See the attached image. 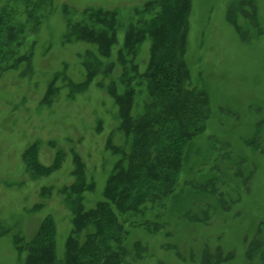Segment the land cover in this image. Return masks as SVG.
Masks as SVG:
<instances>
[{
    "label": "rangeland",
    "instance_id": "1",
    "mask_svg": "<svg viewBox=\"0 0 264 264\" xmlns=\"http://www.w3.org/2000/svg\"><path fill=\"white\" fill-rule=\"evenodd\" d=\"M154 1L0 0V264H24L47 219L64 258L77 158L84 208L105 200L121 158L110 145L128 143L109 87L120 84L126 34L154 18L158 6L146 10ZM111 21L117 43L109 56L86 40L93 36L78 34ZM150 49L146 40L135 56L125 52L138 66L136 115L147 96L141 76ZM185 61L189 84L207 91L211 113L184 151L172 196L119 215L124 264H264V0H192ZM32 145L40 170L23 157Z\"/></svg>",
    "mask_w": 264,
    "mask_h": 264
},
{
    "label": "trees",
    "instance_id": "2",
    "mask_svg": "<svg viewBox=\"0 0 264 264\" xmlns=\"http://www.w3.org/2000/svg\"><path fill=\"white\" fill-rule=\"evenodd\" d=\"M154 6H158L156 12ZM191 9L192 0L150 2L146 10L154 11V18L139 28L131 27L126 34L124 51L119 53L123 68L119 85L122 86L112 83L109 93L119 107V130L128 143L126 147L110 145L121 158L108 179L105 200L93 209L84 208V169L77 158L74 171L77 182L68 192L74 228L65 245V256L59 258L57 255L56 227L47 219L38 235L27 244L24 264H124L127 257L122 248L125 232L119 215L138 213L145 201L152 198L159 202L174 193L184 151L205 131L211 113L207 91L191 88L189 84L185 53ZM3 23V17H0V25ZM113 28L112 22L107 29L92 33L94 31L87 32L82 28L78 34L93 36L86 40L96 43L99 52L109 56L111 47L117 43ZM146 40L151 42L150 58L141 77L147 80V96L143 111L136 115L132 83L138 76V66L133 60L128 61L126 54L134 55ZM87 70L89 79L93 78L92 68L87 66ZM123 86L125 90L120 92ZM35 150L36 146L32 145L23 157L27 165L40 170ZM58 166L59 163L49 166L48 173ZM257 249L251 248L249 257H254Z\"/></svg>",
    "mask_w": 264,
    "mask_h": 264
}]
</instances>
